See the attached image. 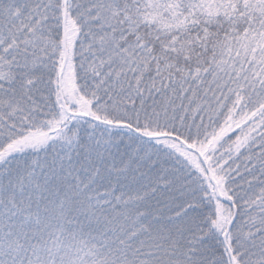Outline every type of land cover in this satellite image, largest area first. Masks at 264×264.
Instances as JSON below:
<instances>
[{"label":"snow or ice","instance_id":"1","mask_svg":"<svg viewBox=\"0 0 264 264\" xmlns=\"http://www.w3.org/2000/svg\"><path fill=\"white\" fill-rule=\"evenodd\" d=\"M0 264H264V0H0Z\"/></svg>","mask_w":264,"mask_h":264}]
</instances>
